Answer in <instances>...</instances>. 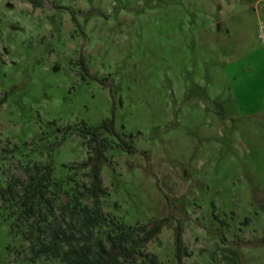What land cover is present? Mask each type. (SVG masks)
<instances>
[{
    "label": "rangeland",
    "instance_id": "obj_1",
    "mask_svg": "<svg viewBox=\"0 0 264 264\" xmlns=\"http://www.w3.org/2000/svg\"><path fill=\"white\" fill-rule=\"evenodd\" d=\"M41 1L0 0V264H62L1 188L49 162L66 201L91 149L64 133L104 119L129 148L103 131V210L162 220L158 264H264V0Z\"/></svg>",
    "mask_w": 264,
    "mask_h": 264
},
{
    "label": "trees",
    "instance_id": "obj_2",
    "mask_svg": "<svg viewBox=\"0 0 264 264\" xmlns=\"http://www.w3.org/2000/svg\"><path fill=\"white\" fill-rule=\"evenodd\" d=\"M29 1L35 6L42 2ZM103 131L117 137L116 145L129 148L114 128L112 119H104L96 125L82 120V126H69L64 133L76 132L86 137L91 149L86 160L89 181L75 187L66 201L58 202L59 194L54 188L60 187L49 162L26 164V178L21 182L14 180L19 185L16 195L12 192L13 183L1 188L2 196L9 192V204L13 209L17 207L15 214L11 210L12 227L19 229L26 221L23 235L30 242L31 258L58 257L62 264L159 263L156 255L147 250V243L161 230L162 220L126 224L103 210L101 196L105 188L100 158L111 144ZM175 253L178 261L186 253L180 226L175 230Z\"/></svg>",
    "mask_w": 264,
    "mask_h": 264
},
{
    "label": "built area",
    "instance_id": "obj_3",
    "mask_svg": "<svg viewBox=\"0 0 264 264\" xmlns=\"http://www.w3.org/2000/svg\"><path fill=\"white\" fill-rule=\"evenodd\" d=\"M258 38L264 43V23L262 22L258 25Z\"/></svg>",
    "mask_w": 264,
    "mask_h": 264
}]
</instances>
